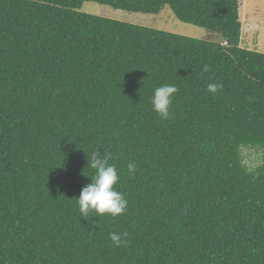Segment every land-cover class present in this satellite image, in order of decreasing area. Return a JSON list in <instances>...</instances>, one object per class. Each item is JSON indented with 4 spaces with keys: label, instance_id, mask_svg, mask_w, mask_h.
<instances>
[{
    "label": "trees",
    "instance_id": "16d2710c",
    "mask_svg": "<svg viewBox=\"0 0 264 264\" xmlns=\"http://www.w3.org/2000/svg\"><path fill=\"white\" fill-rule=\"evenodd\" d=\"M84 3L167 7L216 37ZM241 30L239 0H0V264H264V53ZM165 84L178 92L162 120L151 98ZM96 150L128 201L115 218L83 219L74 199Z\"/></svg>",
    "mask_w": 264,
    "mask_h": 264
},
{
    "label": "clouds",
    "instance_id": "9594fccd",
    "mask_svg": "<svg viewBox=\"0 0 264 264\" xmlns=\"http://www.w3.org/2000/svg\"><path fill=\"white\" fill-rule=\"evenodd\" d=\"M207 71V67L204 69ZM222 86L217 83L208 85V92L215 94ZM178 92L174 85L165 84L154 90L151 98L152 109L162 120H167L170 116V108L174 95ZM109 155L96 150L92 153L91 160L87 166L95 170V175L90 183L85 185L80 192L77 201L79 212L83 219H88L89 215L95 213L96 216L108 215L113 218L123 215L127 209L128 201L123 194L116 190L120 177L115 165L109 164ZM130 176H134L137 166L134 162L127 165ZM95 217V216H94ZM126 234L110 233V239L114 247L125 244Z\"/></svg>",
    "mask_w": 264,
    "mask_h": 264
},
{
    "label": "rangeland",
    "instance_id": "374dc122",
    "mask_svg": "<svg viewBox=\"0 0 264 264\" xmlns=\"http://www.w3.org/2000/svg\"><path fill=\"white\" fill-rule=\"evenodd\" d=\"M247 2L246 5V0H239L242 46L248 49L256 47L257 52L264 53V0H247ZM80 11L193 39L214 40L216 37L204 29L179 22L167 7L156 15H142L113 10L95 3H84ZM243 156L245 164L250 168L256 167L260 162L259 154L252 150L245 149Z\"/></svg>",
    "mask_w": 264,
    "mask_h": 264
},
{
    "label": "crops",
    "instance_id": "0c3cea01",
    "mask_svg": "<svg viewBox=\"0 0 264 264\" xmlns=\"http://www.w3.org/2000/svg\"><path fill=\"white\" fill-rule=\"evenodd\" d=\"M248 4V2H247V0H246V5ZM244 15H245V13H244ZM250 49V48H249ZM254 49H256V47H254ZM254 49H250V50H254ZM263 52H264V50H263Z\"/></svg>",
    "mask_w": 264,
    "mask_h": 264
}]
</instances>
